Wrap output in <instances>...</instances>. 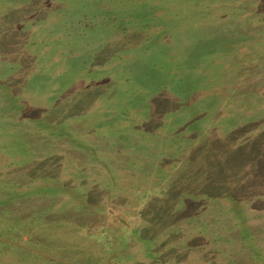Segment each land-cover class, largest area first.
<instances>
[{
  "label": "rangeland",
  "instance_id": "rangeland-1",
  "mask_svg": "<svg viewBox=\"0 0 264 264\" xmlns=\"http://www.w3.org/2000/svg\"><path fill=\"white\" fill-rule=\"evenodd\" d=\"M0 264H264V0H0Z\"/></svg>",
  "mask_w": 264,
  "mask_h": 264
},
{
  "label": "trees",
  "instance_id": "trees-1",
  "mask_svg": "<svg viewBox=\"0 0 264 264\" xmlns=\"http://www.w3.org/2000/svg\"><path fill=\"white\" fill-rule=\"evenodd\" d=\"M2 103V106L4 107V109H7L9 112H4V113H1V114H3L4 116H6V115H8V113H15V112H13V111H10L11 110V108H9V107H5V105L6 104H8L9 105V103L8 102H11V103H14V102H12V101H9V100H4V101H1ZM24 103H26V101L25 102H23V104ZM39 105H42V104H40V103H37L36 105H34V106H31L30 104H28V108H27V110H25V112H23L22 113V110L20 111H18V118H12V119H10V120H7V119H3L2 121H6L5 122V125L7 126V127H3L2 129L5 131V134L7 135V137H8V133L9 134H11V137H13V134H14V132H19V131H21V130H26V129H28V128H30V127H32L31 126V124H29L30 123V121L27 119V118H23L22 116L20 117V115H22V114H25L26 112H32V109L34 108L35 109V107L36 106H39ZM42 110H43V108L44 107H40ZM33 109V110H34ZM19 112H20V114H19ZM34 112H36V111H34ZM43 115V113L39 116V118L38 119H40L41 118V116ZM27 117V116H26ZM32 119H35V118H32ZM28 121H29V123H28ZM33 122H35V120H33ZM35 125H38V124H36L35 123ZM144 125H146V123L144 124ZM102 131H104V130H102ZM93 133H95V130H93L92 131ZM133 132V131H132ZM93 133H91L92 134V136H94L93 135ZM101 133H103V134H105V136H107L106 135V133L105 132H101ZM91 137V136H90ZM146 138V135H144V134H136L135 132H133V137H132V139H130L132 142H135V143H137L138 145H141L142 147H141V149H142V152H138L137 154L139 155V156H137L140 160L142 159L143 160V164H145L146 166H149V157H151L153 154H154V149H152V146L151 145H142V141H143V139H145ZM130 142V141H129ZM145 146V147H144ZM83 147V146H82ZM66 150L68 149H70L69 147H67V148H65ZM145 150V151H144ZM13 151V150H12ZM14 152V151H13ZM64 153L66 152V151H63ZM152 152H153V154H152ZM158 152H160V150L158 151ZM31 153V152H30ZM156 154V153H155ZM12 155H14V154H12ZM11 154H10V156H9V162H10V164H11V166H12V164H14V163H16V161H14L13 159H15L13 156H12ZM155 159H156V157H155ZM156 162H158V160H156ZM62 164V166H65V163L63 162V163H61ZM153 166H155V162L153 163ZM150 167V166H149ZM151 168V167H150ZM153 169H154V167H152ZM149 169V168H148ZM126 172H128V170L127 169H124V176H125V174H126ZM127 174H129V173H127ZM126 174V175H127ZM128 177H129V175H127ZM208 202V201H207ZM206 201H205V203H207Z\"/></svg>",
  "mask_w": 264,
  "mask_h": 264
}]
</instances>
